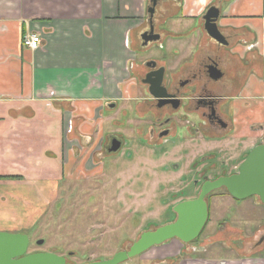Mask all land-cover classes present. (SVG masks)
Masks as SVG:
<instances>
[{"label": "crops", "instance_id": "1", "mask_svg": "<svg viewBox=\"0 0 264 264\" xmlns=\"http://www.w3.org/2000/svg\"><path fill=\"white\" fill-rule=\"evenodd\" d=\"M149 2L0 0V231L21 232V225L42 211L41 203H52L50 195L56 197L60 181L73 178L71 160L79 154V139L97 150L104 138L105 108L138 97L127 66L140 47ZM212 6L220 10L217 25L227 45L216 43L201 26ZM154 20L168 28L155 54L175 77L207 54H219L225 74L217 88L229 127L214 132L202 127L200 132L217 135L233 129L234 142L251 133H261L262 139L264 0H162ZM33 32L43 38L38 49L23 42ZM228 102L232 107L225 108ZM43 116L50 118V128L34 154L31 122ZM250 139L249 150L260 143ZM258 233L264 234V224ZM258 241L253 251L237 254L234 249L233 256H219L205 254L206 249L190 254V248L199 247L175 238L142 253L135 264H264V243Z\"/></svg>", "mask_w": 264, "mask_h": 264}, {"label": "rangeland", "instance_id": "2", "mask_svg": "<svg viewBox=\"0 0 264 264\" xmlns=\"http://www.w3.org/2000/svg\"><path fill=\"white\" fill-rule=\"evenodd\" d=\"M117 102L105 108L101 123L105 139L98 149L92 151L93 146L81 137L76 144L81 155L71 160L73 178L60 181L56 197L50 195L52 203H41L38 221L32 218L19 228L30 237L28 253L53 252L64 256L67 264H84L129 249L143 232L175 220V204L196 198L205 175L210 180L238 172L248 155L244 152L254 148L249 150L250 138H255L253 143L262 140L260 132L239 135L236 142L232 130L226 137L224 132L196 133L192 126L199 125V118L191 113L189 119L173 124L175 135L158 141V135L156 139L148 135L150 123H140L121 112L131 108L132 101ZM225 105L232 107L231 102ZM48 121L43 116L40 122H31L34 154L42 147L40 138L50 128ZM155 132L159 133L158 126ZM112 133L126 141L117 153L106 152L102 145ZM207 203L209 218L200 234L201 244L207 247L205 254L233 256L234 249L237 254L256 249L264 224L263 204L251 196L236 199L226 188L213 191ZM139 259L140 255L120 264H135Z\"/></svg>", "mask_w": 264, "mask_h": 264}, {"label": "flooded vegetation", "instance_id": "3", "mask_svg": "<svg viewBox=\"0 0 264 264\" xmlns=\"http://www.w3.org/2000/svg\"><path fill=\"white\" fill-rule=\"evenodd\" d=\"M160 1L162 0H158V2ZM148 5L146 19L143 22L144 28L139 33L140 47L134 50L136 58L127 66L129 77L135 78L137 87L141 86L140 91L138 90V97L136 99L130 100L132 101V107L129 108L128 106L122 108L121 112L123 114L127 113V118L133 116L135 121L140 123H150L152 129L150 130L149 127L147 131L148 135L151 134L153 139H156L158 135V141L168 137L171 138L172 135H175V133H177V127L173 126V124L189 119L188 117L191 113L197 114L199 118V125L193 124L192 126L196 133H200V130H203L202 127H210L213 132L218 129L221 131V129L228 128V121L225 120L223 116L224 113L221 110V95L217 88V83L224 78L225 73L223 72V76L219 79L211 77V75H215L217 72L219 73L218 69H221L219 54L217 51L207 54L199 59L196 66L191 69V71H187V73L175 77V72H170L166 64L162 62L165 59H160L155 54L160 47L164 46L162 37L163 33H165L168 28H161L156 25L154 16L157 5L154 8L153 15L149 12V10L153 8V0H150ZM206 12L202 15L201 19V26L204 28V16ZM216 43L223 45L219 42ZM128 44L131 46L130 41ZM139 53L142 54L141 57H139ZM151 91L159 96H163L156 97ZM130 101H127V103ZM110 104L109 106L114 107L116 102ZM130 110L134 111L135 115L129 114ZM157 126L159 127L158 134L155 132ZM207 134V132L203 133V135ZM223 134L226 137L228 131ZM113 140L120 141V148H122L126 142L123 141L118 134H110L108 141L103 145V148H105L108 153L118 152H110ZM206 180L209 179H207L205 175L203 181L205 182ZM251 197L254 201L263 204L258 196ZM263 237L264 234L259 237V244L264 243V240H262ZM200 240L202 239L199 235L198 238L188 243V245L191 246L197 245L200 249L196 251V249L192 247L190 248V254L203 252L207 249L204 244H201L203 241L201 242ZM186 254L187 252L183 253V255Z\"/></svg>", "mask_w": 264, "mask_h": 264}, {"label": "water", "instance_id": "4", "mask_svg": "<svg viewBox=\"0 0 264 264\" xmlns=\"http://www.w3.org/2000/svg\"><path fill=\"white\" fill-rule=\"evenodd\" d=\"M157 2L158 0H153V8L149 10L152 15ZM219 16V8L210 7L204 16V26L210 37L227 45L229 41L217 25ZM218 70L219 73L217 72L211 77L214 79L221 78L223 72L221 69ZM151 92L156 97L163 96ZM112 144L110 152H116L120 149L119 140H113ZM221 188H226L234 198L239 200L258 196L264 204V138L248 153L238 172L220 176L214 180H206L196 198L177 203L174 206V211L177 214L175 220L158 226L156 229L143 232L129 249L120 250L110 258L84 264H120L171 239L176 238L183 243L195 240L201 234L209 218L207 197L213 191ZM29 244L30 237L28 234L0 231V264H67L64 256L53 252L28 253Z\"/></svg>", "mask_w": 264, "mask_h": 264}, {"label": "built area", "instance_id": "5", "mask_svg": "<svg viewBox=\"0 0 264 264\" xmlns=\"http://www.w3.org/2000/svg\"><path fill=\"white\" fill-rule=\"evenodd\" d=\"M24 45L31 49H38L42 42V35L40 32H33L24 37Z\"/></svg>", "mask_w": 264, "mask_h": 264}, {"label": "trees", "instance_id": "6", "mask_svg": "<svg viewBox=\"0 0 264 264\" xmlns=\"http://www.w3.org/2000/svg\"><path fill=\"white\" fill-rule=\"evenodd\" d=\"M211 194H212V193H211ZM211 194H210V195H211ZM210 195H209V196H210ZM209 196H208V197H209ZM208 197H207V199H208Z\"/></svg>", "mask_w": 264, "mask_h": 264}]
</instances>
